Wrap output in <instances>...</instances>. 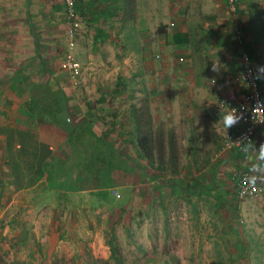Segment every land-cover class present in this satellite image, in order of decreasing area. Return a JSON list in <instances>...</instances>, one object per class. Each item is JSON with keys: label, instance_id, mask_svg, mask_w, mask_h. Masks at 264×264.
Wrapping results in <instances>:
<instances>
[{"label": "rangeland", "instance_id": "obj_1", "mask_svg": "<svg viewBox=\"0 0 264 264\" xmlns=\"http://www.w3.org/2000/svg\"><path fill=\"white\" fill-rule=\"evenodd\" d=\"M75 1L73 12L65 0H0V128L13 122L21 84L64 110L75 127L64 156L40 147L36 132L48 124L25 111L16 134L8 129L14 139L0 157V177L11 178L0 188V264H71L67 247L45 257L44 230L35 224L94 221L105 235L120 222L109 208L128 203L130 253L116 230L106 261L88 240L90 264H264V164H255L251 144L222 149L239 119L217 103L228 90L243 93V48L264 76V0H238L235 10L227 0H179L178 12L170 10L174 0H137L133 20L120 0L112 17L99 16L100 9L116 4ZM239 27L244 44L235 41ZM70 58L76 69L64 65ZM185 67L193 71L183 74ZM132 104H147L154 128L166 137L173 132L178 173H160L137 151ZM246 167L261 190L241 197L233 175ZM20 184L14 197L8 188Z\"/></svg>", "mask_w": 264, "mask_h": 264}, {"label": "crops", "instance_id": "obj_2", "mask_svg": "<svg viewBox=\"0 0 264 264\" xmlns=\"http://www.w3.org/2000/svg\"><path fill=\"white\" fill-rule=\"evenodd\" d=\"M116 2L113 3V1L111 0H95L96 4L99 2L103 4H107L109 6L111 5H115L116 4V12L121 8H118L117 5V0H114ZM173 1V0H172ZM176 0H174V2L170 3V10L171 12L175 10V12H178L177 10L180 9L181 7V1L178 0V3L175 2ZM88 2V0L86 1V3ZM98 3V4H99ZM173 5V6H172ZM110 8V7H108ZM102 9H104V7H101L100 12H102ZM174 13V12H173ZM172 15V13H171ZM179 16V13H178ZM180 18V16H179ZM159 22L161 25V31H165V29H167V27H163L162 25H165V23H167L166 21H164L163 17L159 16ZM102 32V31H101ZM103 33V32H102ZM191 60V59H188ZM256 60V56L254 54V62ZM186 71L183 72V74H188V72L193 71V69H189L188 67H185ZM181 73V72H180ZM257 74L259 76V80L261 81V87L262 89H264V76H260L259 72H258V66H257ZM191 77V74H190ZM184 85L186 86V84L184 83ZM181 88H183V86H181ZM229 91V90H228ZM186 94V92H185ZM186 96V95H185ZM184 95L182 96V100H188V98H186ZM193 97V96H192ZM6 100V98L4 99V101ZM11 101H13L12 98H10ZM191 102V101H188ZM14 105H17L16 109L14 110L12 108V110L10 111L11 115L14 119L13 122H10L11 120H7L5 123L3 122V125L1 126L0 130L2 129L3 132H5L2 136H0V142H2V144L0 145V157L2 156H7L8 153V149L10 146V142H8L9 140L12 141L14 139V134H16V129L19 127L17 123H19L20 121H22L23 117H20L21 115L23 116L24 111L22 110V105L20 103V99L19 97L16 95V97L14 98ZM5 106V110L7 112V106L4 104ZM11 108V106L9 107ZM177 108V112L176 114H178L180 117L182 116V110L181 107L179 105H176ZM1 109V107H0ZM3 112V110H2ZM4 114L8 115V112ZM20 114V116L18 115ZM28 114V113H27ZM2 116V113L0 115V117ZM30 116V115H28ZM25 116V119L26 117ZM17 121V122H16ZM14 122H16V127L14 126L15 124H13ZM7 123V124H6ZM22 124H24V122H21ZM238 126L237 129H234V131H237L239 128H241L242 124L241 122H239L238 120ZM24 128L26 125H22ZM46 126V125H45ZM49 127L48 129L41 127L37 132H36V136L40 139V141L42 142H38L40 147L44 148V149H49V151H51V153H53L54 155L56 154H60V155H65L66 154V150H65V145L64 143L66 142L67 139V134L60 130L59 128L56 127H52V126H46ZM8 129L9 131L13 132V135L9 134V140L7 138L6 133L8 134ZM261 144H264V125L260 126L257 128L253 141L250 145V151L253 152V154L256 156L258 154V151L260 149ZM17 146H21L20 144H17ZM114 151V149H112ZM10 151V149H9ZM53 151V152H52ZM257 166L259 165H263L264 164V157L261 158V161H258L255 163ZM7 178V177H6ZM5 177L1 178L0 177V188L2 187H6L7 188V179L8 181H11V178H7ZM21 181V180H19ZM107 184L104 183L102 187V189H106ZM109 186L111 187V184H109ZM17 187V185H16ZM106 187V188H105ZM20 189H14V192L11 188H8L12 195L14 197L16 196H20L22 194V191L24 188H21V184L19 185ZM112 189V187H111ZM1 190V189H0ZM112 191L113 194H119V191L117 189H112L110 190ZM129 192V191H128ZM7 191H4L3 195L7 196ZM1 195V192H0ZM121 196V195H120ZM122 197V196H121ZM67 210V212H69L70 207L66 208L65 210ZM111 209V210H110ZM104 208H101L100 211H103ZM50 211V210H49ZM71 212V211H70ZM108 212H112V213H116L120 222L119 223H112L111 225H109L108 230L105 231V235H104V228L101 227V225L97 222H88V221H78V220H72V221H52V222H47V223H36L35 228L38 230H44V235L45 237L43 239H41L42 241V245H44V254L45 257H47V252L49 251H60L61 248L63 247H67V251H69V257H72V262L71 264H79L83 262V264H86L85 260V246L88 242V240L90 241V244L93 245H100V250L102 252V254H96V255H100V257L102 256L105 261L107 260V258L110 257L111 253H110V247L109 245L111 244L109 239H111V237L113 236V232H115L116 230H118V235L120 237V239L123 241L122 245L126 247V251L127 253H130V228L132 227L131 223H130V203H128L125 206H116V207H112L109 208ZM114 221V220H112ZM40 234V232H39ZM109 234L111 235V237H109ZM38 237L39 235L36 234ZM125 242V243H124ZM61 247V248H60ZM55 249V250H54ZM96 250H94L95 253ZM96 253H98L96 251ZM75 257V258H74ZM77 257V258H76ZM148 257V256H147ZM141 260V258H140ZM139 261V260H138ZM88 262V261H87ZM91 261L89 260L88 264H90ZM97 264V261L96 263ZM98 264H108L107 263H102V262H98Z\"/></svg>", "mask_w": 264, "mask_h": 264}, {"label": "trees", "instance_id": "obj_3", "mask_svg": "<svg viewBox=\"0 0 264 264\" xmlns=\"http://www.w3.org/2000/svg\"><path fill=\"white\" fill-rule=\"evenodd\" d=\"M118 1V0H117ZM122 4V9L124 11L129 8L130 10V20L135 18V13L137 9V0H120ZM238 4V2H237ZM116 8H104L100 12L99 16H114ZM244 31V28H242ZM253 59H254V55ZM41 64H43L41 62ZM256 67V66H255ZM257 73V67H256ZM258 75V74H257ZM259 80V76H258ZM260 87H261V81ZM23 85H19L17 94L19 95L20 103L22 105V110L27 112L30 116L42 120L45 124L52 127L59 128L64 131L67 135L72 136L74 131L71 130L75 127L68 124L66 118L63 116V111H56L52 107L49 108L45 104V99H38L31 95L30 89H22ZM263 92L264 97V89ZM223 97V95L219 96ZM218 97V98H219ZM63 102V101H62ZM132 114V121L134 124L133 142L135 143V148L142 155V157L148 162V164L160 173H178L180 165V150L176 141V137L173 132H169L166 137L163 130L160 128L155 129L152 123L151 114L148 113L149 108L147 104L144 106H136L132 104L130 107ZM99 142H103L99 139ZM238 150V149H236ZM235 150V151H236ZM113 151V150H112ZM241 151V150H238ZM244 151V150H242ZM113 165V161H110ZM124 164H119L117 167H123Z\"/></svg>", "mask_w": 264, "mask_h": 264}, {"label": "built area", "instance_id": "obj_4", "mask_svg": "<svg viewBox=\"0 0 264 264\" xmlns=\"http://www.w3.org/2000/svg\"><path fill=\"white\" fill-rule=\"evenodd\" d=\"M227 2L233 10L236 9L238 0H227ZM65 4L68 10L75 11V0H65ZM235 41L237 44H244L242 27L237 28ZM252 55H254L252 52L244 48L241 51L240 64L242 71L238 76V82L241 83L243 93L231 89L223 97H219L217 101L221 108L237 116L242 124L237 131H229L224 134L221 146L225 151L244 150L246 146L252 143L257 128L264 125V97ZM64 65L73 69L78 67V63L73 58L68 59ZM251 176L252 174L247 167L233 175L239 196L255 195L261 190L256 181L255 184L247 183L248 178Z\"/></svg>", "mask_w": 264, "mask_h": 264}, {"label": "clouds", "instance_id": "obj_5", "mask_svg": "<svg viewBox=\"0 0 264 264\" xmlns=\"http://www.w3.org/2000/svg\"><path fill=\"white\" fill-rule=\"evenodd\" d=\"M231 120H232V117L229 116V117H227L225 123L228 124L231 122ZM262 157H264V144H261V146H260L259 153L257 154V160L261 161ZM247 183L255 184V180L252 178V176L248 178ZM253 190H255V189L253 188Z\"/></svg>", "mask_w": 264, "mask_h": 264}]
</instances>
